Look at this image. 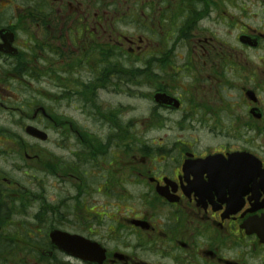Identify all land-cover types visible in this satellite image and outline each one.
Instances as JSON below:
<instances>
[{"label": "flooded vegetation", "instance_id": "1", "mask_svg": "<svg viewBox=\"0 0 264 264\" xmlns=\"http://www.w3.org/2000/svg\"><path fill=\"white\" fill-rule=\"evenodd\" d=\"M0 264H264V0H0Z\"/></svg>", "mask_w": 264, "mask_h": 264}]
</instances>
